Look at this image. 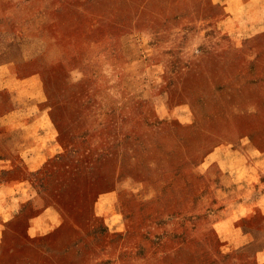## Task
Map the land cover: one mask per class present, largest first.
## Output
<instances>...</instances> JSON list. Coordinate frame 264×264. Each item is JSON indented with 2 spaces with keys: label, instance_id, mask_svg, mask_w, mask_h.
<instances>
[{
  "label": "rangeland",
  "instance_id": "374dc122",
  "mask_svg": "<svg viewBox=\"0 0 264 264\" xmlns=\"http://www.w3.org/2000/svg\"><path fill=\"white\" fill-rule=\"evenodd\" d=\"M222 14L214 0H0V202L15 208L0 264H264V53ZM45 124L56 153L25 161V127ZM47 205L59 222L30 237Z\"/></svg>",
  "mask_w": 264,
  "mask_h": 264
},
{
  "label": "crops",
  "instance_id": "0c3cea01",
  "mask_svg": "<svg viewBox=\"0 0 264 264\" xmlns=\"http://www.w3.org/2000/svg\"><path fill=\"white\" fill-rule=\"evenodd\" d=\"M220 8L223 10V14L220 17V22L225 24L224 31L227 32L230 37L236 43L238 41H242L244 39H261L259 43L256 44V51L264 53V0H228L229 3L226 1L214 0ZM258 83H264V80L257 81ZM12 111L11 113H15ZM10 113V114H11ZM8 114V115H10ZM7 115V116H8ZM15 129L14 127L11 130ZM26 133L29 134V141L23 142L19 147L26 153L25 161H29V156L31 158L32 163H40L43 162L46 157L52 156L59 145L56 142L54 132L51 126L48 124L40 125V126H32L25 127ZM250 145V144H249ZM252 146V145H250ZM250 146H245L244 154L250 150ZM26 149H31L32 153H27ZM0 161H3L1 159ZM5 161L11 163V160L5 158ZM253 165V160L249 157L245 158V161L236 162L234 168V173L238 177L239 180L245 177L248 178L247 174L249 173L250 166ZM242 175L241 173H244ZM24 181H22L23 183ZM3 183V182H2ZM1 183V184H2ZM3 184L7 186L8 192H14V181L10 179V181H5ZM21 192V190H19ZM7 192V193H8ZM21 195V193H19ZM9 196H14L13 194ZM11 203V205H10ZM2 204L1 210L3 211L0 213V238L3 236V231L7 226V219L9 216H12L14 213V204L13 200L6 201L5 203L0 202V206ZM253 203L245 202L241 203L240 206L243 207L245 210H241L239 214L236 216L237 218L241 219L249 215L253 212ZM241 207V208H242ZM4 217V218H3ZM59 211L52 205H47L41 211H39L36 215L31 217L28 222V226L26 228V232L30 237H38L57 224L59 222Z\"/></svg>",
  "mask_w": 264,
  "mask_h": 264
}]
</instances>
